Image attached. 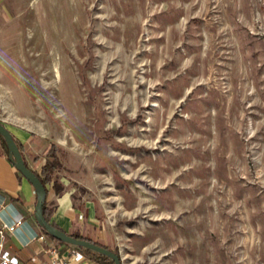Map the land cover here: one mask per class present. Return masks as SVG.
<instances>
[{
  "label": "rangeland",
  "instance_id": "rangeland-1",
  "mask_svg": "<svg viewBox=\"0 0 264 264\" xmlns=\"http://www.w3.org/2000/svg\"><path fill=\"white\" fill-rule=\"evenodd\" d=\"M0 121L123 264H264V0H0Z\"/></svg>",
  "mask_w": 264,
  "mask_h": 264
},
{
  "label": "crops",
  "instance_id": "crops-1",
  "mask_svg": "<svg viewBox=\"0 0 264 264\" xmlns=\"http://www.w3.org/2000/svg\"><path fill=\"white\" fill-rule=\"evenodd\" d=\"M7 127L13 137L22 146L23 158L27 165L31 169L40 172L42 165L46 161L45 154L48 146L46 145L44 151L39 153L35 141L30 142L22 130L12 129L10 126ZM59 182L63 185L61 181ZM63 190L64 185L62 191L57 193L51 184H47L45 199L46 205L50 209V220L69 234L77 233L92 239V241H98L107 245V236L103 235L104 230L100 229V225L96 227L95 220L89 219L90 223H87L82 211L78 207L73 206L69 194ZM0 201L11 203L25 219L24 226L14 233H9L5 242L6 246L17 255L19 264H40L47 259L48 254L45 253V250L50 244H55L61 251H65L68 247H71V245L58 242L48 234H46L45 238L32 237L33 232L38 234L43 232L34 217L35 190L32 184L19 174L9 159L8 153L4 152L1 145ZM24 239L28 240L23 242ZM97 262L101 264L99 261Z\"/></svg>",
  "mask_w": 264,
  "mask_h": 264
},
{
  "label": "water",
  "instance_id": "water-1",
  "mask_svg": "<svg viewBox=\"0 0 264 264\" xmlns=\"http://www.w3.org/2000/svg\"><path fill=\"white\" fill-rule=\"evenodd\" d=\"M0 134L3 136L7 149L9 159L18 170V172L25 177L33 186L36 193V202L34 205V217L36 222L43 226L44 229L55 239L64 241L72 245H80L89 248L93 251L105 254L110 257L114 264H123L120 253H116L113 249L108 248L104 245L98 244L89 239L77 238L61 228H57L51 224L49 220L43 215V202L46 198L47 189L40 180L39 176L35 174L34 170L31 169L23 158V154L19 148V145L15 141L9 128L0 121Z\"/></svg>",
  "mask_w": 264,
  "mask_h": 264
},
{
  "label": "built area",
  "instance_id": "built-area-1",
  "mask_svg": "<svg viewBox=\"0 0 264 264\" xmlns=\"http://www.w3.org/2000/svg\"><path fill=\"white\" fill-rule=\"evenodd\" d=\"M10 211V212H9ZM25 224V219L11 203L0 201V264H19V259L5 244L9 233L18 231ZM45 238L46 233H32V237ZM28 240V239H27ZM27 240L24 239L23 242ZM45 253L47 259L40 264H99L81 249L71 245L61 251L55 244H50Z\"/></svg>",
  "mask_w": 264,
  "mask_h": 264
},
{
  "label": "trees",
  "instance_id": "trees-1",
  "mask_svg": "<svg viewBox=\"0 0 264 264\" xmlns=\"http://www.w3.org/2000/svg\"><path fill=\"white\" fill-rule=\"evenodd\" d=\"M15 141L17 142V140L15 139ZM17 144L19 145V148H20V150H21V153H22V146L17 142ZM0 145H1V147L3 148V150H4V152H6V153H8V149H7V146H6V143H5V140H4V138H3V136L0 134ZM52 149L50 148L49 149V156L51 157V158H49V159H47L46 161H45V163L42 165V167H41V170H40V172H38V171H36V170H34V172H35V174H37L38 176H39V178H40V180L42 181V183L44 184V186L46 187V189H47V183L48 182H50L52 179H53V172L55 171V169L57 168V166H59L60 165V161H59V159H58V157L56 156V154L53 152V151H51ZM23 154V153H22ZM25 163H26V161H25ZM18 171V170H17ZM20 174V173H19ZM21 175V174H20ZM22 176V175H21ZM53 185V188H54V190L57 192V193H59V192H61L62 191V189H63V185L59 182V181H57V179L56 178H54L53 179V183H52ZM42 211H43V215L45 216V218L47 219V220H49L50 222H51V224L52 225H54L55 227H57V228H60L57 224H55L52 220H50V209L47 207V205H46V199L44 200V202H43V208H42ZM40 227H41V229H42V231L43 232H45L46 234H48L51 238H53V239H55L53 236H51L45 229H44V227L43 226H41L40 225ZM71 235H73V236H75V237H77V238H83V239H89V240H92V239H90V238H88V237H86V236H82V235H79V234H77V233H71ZM55 240H57V239H55ZM58 242H60V243H64V244H66V245H72V244H68V243H66V242H64V241H59V240H57ZM94 242H96V243H98V244H101V245H104L103 243H101V242H98V241H94ZM73 246H75L76 248H79V249H81L83 252H85V254H87L88 256H90L91 258H93V259H95L96 261H99L101 264H114V261L110 258V257H108V256H106L105 254H102V253H99V252H96V251H93V250H91V249H89V248H86V247H83V246H80V245H73ZM104 246H106V247H108V248H110L109 246H107V245H104ZM116 253H118V251L116 250V249H113Z\"/></svg>",
  "mask_w": 264,
  "mask_h": 264
}]
</instances>
